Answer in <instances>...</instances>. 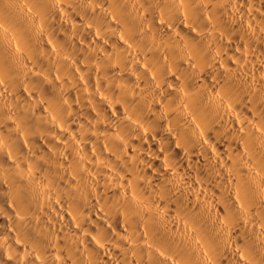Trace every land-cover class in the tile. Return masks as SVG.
I'll use <instances>...</instances> for the list:
<instances>
[{
    "label": "clouds",
    "instance_id": "obj_1",
    "mask_svg": "<svg viewBox=\"0 0 264 264\" xmlns=\"http://www.w3.org/2000/svg\"><path fill=\"white\" fill-rule=\"evenodd\" d=\"M0 264H264V0H0Z\"/></svg>",
    "mask_w": 264,
    "mask_h": 264
}]
</instances>
